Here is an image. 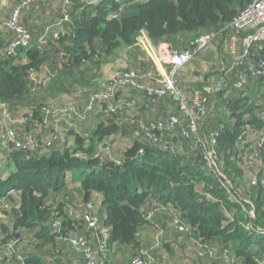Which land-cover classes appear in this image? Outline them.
<instances>
[{
  "label": "trees",
  "instance_id": "1",
  "mask_svg": "<svg viewBox=\"0 0 264 264\" xmlns=\"http://www.w3.org/2000/svg\"><path fill=\"white\" fill-rule=\"evenodd\" d=\"M11 1L0 15V133L15 135L0 151V264H85L72 243L81 236L95 250L102 242L111 248L98 264L139 257L142 264L151 257L152 264H264V142L242 141L251 131L264 134V42L239 59L250 30L233 26L258 0H56L60 9L48 21L40 9L49 0ZM18 6L17 25L31 41L8 54L18 32L4 23ZM58 23L66 28L55 35ZM141 35L179 52L210 38L178 74L197 132L172 96L134 87H113V108L87 109L94 93L108 89L104 68L122 50H130L129 66L118 70L156 73ZM172 116L178 125L153 131L172 135L168 149L143 137L141 122L167 124ZM118 140L127 147L119 150ZM209 146L217 169L207 162ZM35 250L38 257L25 256Z\"/></svg>",
  "mask_w": 264,
  "mask_h": 264
},
{
  "label": "built area",
  "instance_id": "2",
  "mask_svg": "<svg viewBox=\"0 0 264 264\" xmlns=\"http://www.w3.org/2000/svg\"><path fill=\"white\" fill-rule=\"evenodd\" d=\"M35 0H25L23 1V6H26L32 3ZM65 4H69L71 0H62ZM121 1V0H116ZM21 6L16 7L15 11L12 13L9 20H7L4 24L13 29L17 30L18 38L14 40L6 49L8 54L14 53L20 47H26L30 44L31 35L30 31L26 28H22L17 25L18 17L21 14ZM67 19V18H66ZM233 26L237 30H245L248 28L250 30L249 34L245 35L242 38L243 47H245L244 54L239 57V59L244 60L250 54L251 47L257 44L259 41L264 42V0H258L253 2L249 5L246 9L242 10L240 14L235 19ZM236 42L234 37L231 38L230 42ZM210 42V38H198L196 40V49L194 51L186 50L179 52L175 49H159L156 46H153L150 41H146L144 35H141L138 38V44L141 48L145 49L147 54L150 58L154 61L156 66V73L147 72V73H139L135 70H125L120 71L117 68H110L109 77L105 81H113V86H108L106 91H99L92 95L91 103L88 105L87 109H91L93 107H101V102H105L109 108H113V100H112V93L111 90L113 87H134L138 88L140 91L146 92L149 96L153 97H161L170 95L179 102L181 112L188 116L191 119L189 128L192 132H197L196 122L198 120L197 112L195 108L190 107L188 104V100L186 99L185 95L181 92L178 86V74L180 73L181 69L185 67L191 60L196 52L204 49L208 43ZM257 46V45H256ZM264 45L260 44L259 48L263 49ZM230 49V47H229ZM233 52L235 51V46H232L230 49ZM245 57V58H244ZM152 79V84H145L141 82V80ZM245 79H241L236 86L242 87L245 83ZM197 94V93H196ZM197 94L195 104L196 106H202L199 102V95ZM68 110V109H67ZM71 113L78 115L79 112H75L74 109L69 108ZM60 111L59 108L54 110H46V113L50 112H58ZM71 116V115H70ZM69 116V118H70ZM79 116V115H78ZM180 123L179 119L176 116H172L167 124L158 123V124H150L149 126H145L144 123L141 122V128L144 130L143 137H148L155 142H160L165 149H168V137H172L170 133H164L161 137L155 135L153 131H165L173 128L174 126ZM184 131V128H182ZM184 134L187 132L184 131ZM139 135V133H138ZM263 138L260 139V143L264 142V134L262 135ZM14 132L9 130L7 132L0 133V151L5 146L6 142L10 139L14 140L15 138ZM17 146H21L20 143H17ZM108 149H105V151ZM144 150L142 149L139 153L143 154ZM108 153V152H107ZM96 154H101V151L97 152ZM111 159L114 157L110 155ZM207 162L209 163L210 167H214L217 169V163L215 158L213 157V151L211 150V146H209V150L206 156ZM121 164L122 162H117ZM3 214H0L2 217ZM98 223L97 219H92L90 221L91 226H96ZM262 230V229H260ZM74 246L80 250L84 256L86 257L85 264H98L99 258L105 259L107 252L111 249L108 244L102 242L99 244L98 249H94L91 245L88 244L87 239L84 237H76L72 240ZM12 246V245H11ZM143 253H147L146 250H143ZM16 258L18 261L22 262L26 260V257L22 256L21 254H17ZM103 262L102 260L100 261ZM153 258H150L149 264H152ZM135 264H142L144 263L142 259L136 258L134 260Z\"/></svg>",
  "mask_w": 264,
  "mask_h": 264
},
{
  "label": "rangeland",
  "instance_id": "3",
  "mask_svg": "<svg viewBox=\"0 0 264 264\" xmlns=\"http://www.w3.org/2000/svg\"><path fill=\"white\" fill-rule=\"evenodd\" d=\"M11 4H12V1L11 0H0V15L1 14H4V12L6 13L8 10V6H11ZM59 9H60V3L58 2V1H56V0H54V1H51V0H49V1H46L43 5H42V8L40 9V13H41V15L43 16V19H45L44 21H48L47 19V17L48 16H50V14H51V11H55V12H57V11H59ZM56 29H54L52 32H54ZM232 46H236V42H234V41H231L230 43H229V47H230V49L232 48ZM38 78H40V80L41 81H45V76L43 77V75L42 76H40V77H38ZM37 78V79H38ZM42 78V79H41ZM204 87H206V85L204 86ZM207 90H209V91H211V89L209 88V89H207ZM198 93H200L199 95V102H200V104H203V102H202V95H203V91L201 90V91H199V90H197L196 92H195V98H194V100H196V97H197V94ZM65 101H67V100H65ZM69 101H73V99H70ZM73 102H76L77 104H79V105H81L83 102H81L80 100H79V98H76L75 99V101H73ZM256 132L257 131H251L250 132V134L248 135V137H246V138H242L244 135H242L241 136V138H242V141L243 142H250V141H257V140H260V139H262L263 138V134H259V135H257L256 134ZM115 144H117L116 145V147H118L119 145H121L120 147H118L119 148V150H121V149H124V148H126L127 147V144L126 143H123V141L122 140H118ZM118 148H117V150H118ZM249 172L250 173H254L255 172V169L254 168H250L249 169ZM251 182H252V184H255L256 183V181L255 180H251ZM243 191H244V189H242ZM244 203H249L250 205H251V201H250V198H244ZM244 208L245 209H247V205L246 206H244ZM253 208V207H252ZM255 212H254V209H252L251 211H250V214L252 215V214H254ZM252 216H254V215H252ZM39 253H41L42 251H38Z\"/></svg>",
  "mask_w": 264,
  "mask_h": 264
},
{
  "label": "crops",
  "instance_id": "4",
  "mask_svg": "<svg viewBox=\"0 0 264 264\" xmlns=\"http://www.w3.org/2000/svg\"><path fill=\"white\" fill-rule=\"evenodd\" d=\"M51 1H53V0H51ZM67 20V19H66ZM57 28H56V30L54 31V34L55 35H58L59 33H61V32H63L64 30H65V25H63L62 23H58L57 24ZM144 37H145V39H146V41H148L149 42V39L147 38V36H145L144 35ZM145 50V49H144ZM146 51V50H145ZM129 53H130V50H122L120 53H119V55H117V57H116V59L112 62V63H109V64H107V66H105V68H104V77H103V80L102 81H104L105 82V80L109 77V71H110V68H126V67H128L129 66V63H128V61H129ZM148 55V54H147ZM202 56L200 55L197 59H195L191 64H195L198 60H200V59H202L201 58ZM157 66V65H156ZM189 67V66H188ZM190 68H191V66H190ZM184 72H185V70H184ZM185 76H184V73H182L181 74V79L182 78H184ZM106 87H108V86H106ZM210 87H208V86H206V89H209ZM135 97H136V101H137V103H139V101L141 100V98H143L142 96H140L139 94H136L135 95ZM65 100H70V97L69 96H66L65 97ZM23 250H28V248H26V249H23ZM76 254V253H75ZM28 255H32V256H35V257H38L39 256V252L37 251V250H35V251H31L30 253H26L25 254V256H28Z\"/></svg>",
  "mask_w": 264,
  "mask_h": 264
},
{
  "label": "water",
  "instance_id": "5",
  "mask_svg": "<svg viewBox=\"0 0 264 264\" xmlns=\"http://www.w3.org/2000/svg\"><path fill=\"white\" fill-rule=\"evenodd\" d=\"M86 1L89 3H93V2H97L99 0H86ZM103 84H104V86H113L114 82L113 81H105Z\"/></svg>",
  "mask_w": 264,
  "mask_h": 264
}]
</instances>
